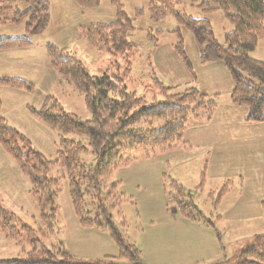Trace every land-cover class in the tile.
<instances>
[{
	"label": "rangeland",
	"instance_id": "obj_1",
	"mask_svg": "<svg viewBox=\"0 0 264 264\" xmlns=\"http://www.w3.org/2000/svg\"><path fill=\"white\" fill-rule=\"evenodd\" d=\"M45 1L49 20L40 33H26L24 22H12L10 9L0 16V37L27 35L30 42L27 48L0 52V78L19 79L31 88L0 85V118L53 163L60 133L43 123L38 112L52 99L82 121L90 120L91 113L84 96L51 69L47 46L65 50L92 76L115 71L117 66L121 71L125 60L119 54L98 51L82 32L90 24L115 20L112 0H101L91 9L74 0ZM119 1L134 27L129 37L135 47L126 91L150 101L159 93L158 82L174 88V94L195 88L215 104L212 112L200 109L187 117L182 139L174 147L136 149L128 163L107 175L106 182L116 184V195L121 197L111 210L112 223L124 246L130 253L136 251L135 260L125 258L120 264H235V255L264 234V121L248 122V108L232 104L229 72L218 60L201 63L204 47L197 45L172 15L154 22L149 19L148 0ZM174 1L180 15L207 21L215 40L225 44V35L233 31V25L221 11L203 12L197 7L203 0ZM10 6L15 9V4ZM16 7L23 9L24 5ZM148 32L160 33L156 44L148 40ZM179 37L189 71L174 50ZM248 56L264 63V40L258 41ZM66 137L88 150L83 162L91 166L94 157L86 139L74 134ZM48 177L57 182L59 190L52 220L43 219L49 210L40 208L29 179L0 147V209L6 216L3 222L11 220L18 233L10 237L0 231V260L25 258L34 241L45 248L60 246L77 261L118 259L122 251L112 232L85 226L78 219L64 170L52 165ZM179 187L184 190L182 198L196 207L195 218L186 216L179 206ZM118 199L115 196L114 201Z\"/></svg>",
	"mask_w": 264,
	"mask_h": 264
},
{
	"label": "trees",
	"instance_id": "obj_2",
	"mask_svg": "<svg viewBox=\"0 0 264 264\" xmlns=\"http://www.w3.org/2000/svg\"><path fill=\"white\" fill-rule=\"evenodd\" d=\"M85 9L96 8L101 0H74ZM148 15L157 22L172 15L192 36L194 42L203 46L201 63L220 61L229 72L233 82L232 104L248 108V122L264 121V63L248 56L249 52L264 40V0H203L197 7L203 12L221 11L233 25V31L225 35V44L218 43L207 21L195 20L180 15L175 10L174 0H148ZM196 2L197 0H191ZM15 4V9L10 4ZM116 18L108 24H90L82 29L88 42L98 51L124 58V68L104 72L98 76L89 74L82 62L65 50L53 45L47 46L51 69L62 80L72 84L84 96L91 119L80 120L74 114L65 112L57 101L49 99L37 117L51 129L60 133L58 156L55 162L47 161L39 152L31 148L28 141L16 130L7 126L0 118V147L11 155L20 171L27 176L31 193L41 209L49 210L45 220H52L56 209L57 182L48 177L52 165L62 168L68 180L69 195L80 222L85 226L109 229L121 248L118 259L106 257L97 262L77 261L70 258L60 246L45 248L35 241L25 258L0 260V264H120L125 258L136 259V251L130 253L112 223L111 210L119 204L121 197L116 195V184L106 182L107 175L120 165L130 161L129 155L136 149L147 151L170 149L182 139V133L190 114L200 109L212 112L213 101H207L195 88L174 94V88L162 84L155 85L159 93L150 101L127 92L125 81L130 77V57L135 44L130 42L133 20L123 11L119 0L111 1ZM17 4H23L18 9ZM13 8V9H12ZM13 12L12 22L25 23L26 33H40L47 25L49 14L45 0L0 1V16L3 10ZM141 10L137 11V15ZM1 20V19H0ZM177 28L176 32L180 31ZM159 32L147 38L156 44ZM30 45L27 35L21 38L0 37V52L27 48ZM176 55L190 70V64L179 41ZM1 86L17 89H31L25 81L0 78ZM28 87V88H27ZM74 134L86 139L93 154V164L87 166L83 155L88 151L80 142L67 139ZM178 204L184 214L195 218L196 207L187 203L184 190L177 188ZM115 196L117 201H114ZM197 212V211H196ZM5 213L0 209V231L16 237L17 231L10 222H3ZM38 241V240H36ZM133 248V247H130ZM129 250V251H128ZM235 264H264V234L253 238L252 243L238 252Z\"/></svg>",
	"mask_w": 264,
	"mask_h": 264
},
{
	"label": "crops",
	"instance_id": "obj_3",
	"mask_svg": "<svg viewBox=\"0 0 264 264\" xmlns=\"http://www.w3.org/2000/svg\"><path fill=\"white\" fill-rule=\"evenodd\" d=\"M2 53H8V51H6V52H2ZM2 53H0V54H2Z\"/></svg>",
	"mask_w": 264,
	"mask_h": 264
}]
</instances>
